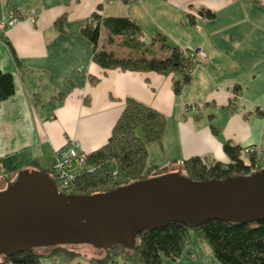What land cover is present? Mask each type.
<instances>
[{
    "label": "crops",
    "instance_id": "0c3cea01",
    "mask_svg": "<svg viewBox=\"0 0 264 264\" xmlns=\"http://www.w3.org/2000/svg\"><path fill=\"white\" fill-rule=\"evenodd\" d=\"M206 10L211 17L201 15ZM14 12L38 18L0 29V71L14 83V94L0 101V189L21 169H44L53 177L55 152L69 141L85 154L97 151L129 97L165 116L161 144L147 146L148 165L163 172L181 170L190 157L227 164L225 143L264 151L263 0H0V23ZM94 14L100 47L113 37L103 19L128 17L140 26V39L160 32L170 46L201 50L207 60L179 94L173 86L183 80L179 73L104 69L82 31ZM62 16L58 31L54 23ZM74 252L73 258L42 256L39 264L102 259ZM162 264L222 263L192 239L177 260Z\"/></svg>",
    "mask_w": 264,
    "mask_h": 264
},
{
    "label": "trees",
    "instance_id": "16d2710c",
    "mask_svg": "<svg viewBox=\"0 0 264 264\" xmlns=\"http://www.w3.org/2000/svg\"><path fill=\"white\" fill-rule=\"evenodd\" d=\"M200 13L202 16H212L208 10ZM94 17L97 21L91 26L87 25L82 31L93 46V61L104 69L152 70L160 75H171L182 74L186 67L191 65L187 54L181 48L170 46L162 33H155L148 43L140 39V26L128 17H108L104 18L102 23L110 36H122L125 46L139 55L118 58L108 50H96L100 23L96 14ZM64 19L65 16H62L54 23L58 31L63 30ZM156 47L167 55H159ZM182 75V82L175 81L173 84L176 94L181 92L183 84L188 83L191 77L185 73ZM13 92L11 74L0 71V101L7 99ZM165 125L163 113L141 101L126 98L108 141L97 151L86 154L85 169L79 171L75 177L74 194L107 192L132 181L152 177L154 168L147 162V146L153 143L161 144ZM244 149L232 143H225L223 151L229 163L217 162L208 165L200 157H190L181 163L183 167L179 171L198 181L254 173L257 167L264 163H259L255 155L246 156ZM91 169L93 173L90 172ZM113 170L116 171L114 175L111 174ZM192 239L205 243L222 264H264V221L232 224L223 220L207 221L200 226L169 222L156 230L140 233L134 250L115 247L113 250L102 251V259L97 262L114 264L119 262L117 258H121L124 264H162L164 259L175 261L190 245ZM76 248L58 246L34 252L25 251L10 257H0V264H39L41 257L47 255L69 258L76 256ZM106 253L111 254L107 257Z\"/></svg>",
    "mask_w": 264,
    "mask_h": 264
},
{
    "label": "water",
    "instance_id": "95a60500",
    "mask_svg": "<svg viewBox=\"0 0 264 264\" xmlns=\"http://www.w3.org/2000/svg\"><path fill=\"white\" fill-rule=\"evenodd\" d=\"M264 221V169L195 180L180 171L95 194H63L46 170L21 169L0 189V257L58 246L134 250L169 222Z\"/></svg>",
    "mask_w": 264,
    "mask_h": 264
},
{
    "label": "built area",
    "instance_id": "2783aa9c",
    "mask_svg": "<svg viewBox=\"0 0 264 264\" xmlns=\"http://www.w3.org/2000/svg\"><path fill=\"white\" fill-rule=\"evenodd\" d=\"M37 18L38 15L34 12L25 14L10 13L7 17L3 18V21L0 23V29L4 30L10 27H14L22 20H27L28 22L33 24L35 23ZM182 51L187 54L188 58L191 61V65L186 67L184 73L192 76V70L194 72V69L197 65L203 64V62H205V59L207 58L206 52H203L201 50H192L184 47H182ZM184 108L186 110L195 109V107L190 105H186L184 106ZM78 145L79 144L77 141H69L64 145V148L58 149L54 155V177L52 178L53 180H55L57 191L65 195L74 194L73 188L76 182L75 177L79 171L85 169L87 157L85 153L79 151ZM244 153L246 156L255 155L257 160H259V163H264V151L259 146L252 145V147H245ZM260 166L264 167V164H261ZM90 172L93 173V169H91ZM111 174H116V171H111Z\"/></svg>",
    "mask_w": 264,
    "mask_h": 264
},
{
    "label": "rangeland",
    "instance_id": "374dc122",
    "mask_svg": "<svg viewBox=\"0 0 264 264\" xmlns=\"http://www.w3.org/2000/svg\"><path fill=\"white\" fill-rule=\"evenodd\" d=\"M21 19H23V18H21ZM99 19V18H98ZM97 21V19H95V17H94V15H92V17H90L88 20H87V24H88V26H91L92 25V22L93 21ZM22 21H24V20H22ZM100 23V22H99ZM100 25H101V23H100ZM99 33H100V31H99ZM101 35V34H100ZM149 36V35H148ZM151 40V36H149V37H147V36H145V38H144V42H146V43H148L149 41ZM98 42H99V39H98ZM98 42H97V44H96V46H97V48H96V50H100V49H105V50H107V47H110V50H112V51H110V52H113L112 54L115 56V57H118V58H127V56H129V54L131 55V50L130 49H128L127 48V46H125L126 44L124 43V38L122 37V36H120V35H115V36H113V37H107V39H106V41H104V44H103V47H100L99 45H98ZM105 45H107V46H105ZM189 53V52H188ZM206 56H207V54H206ZM207 60V58L205 59V61ZM203 64H205V62H203ZM203 64H200V65H197L196 67H198V66H201V65H203ZM195 70V69H194ZM184 73V72H183ZM182 73V74H183ZM181 74V75H182ZM192 74H193V70H192ZM191 74V75H192ZM186 106V105H185ZM196 107H195V109H192L193 111L195 110L196 111ZM186 110V109H185ZM188 110V109H187ZM186 110V111H187ZM258 152V151H257ZM152 167V166H151ZM260 168V169H259ZM163 168H159V169H156V168H154V172H153V175L155 174V175H160V174H165L166 172H174V171H165V172H163V170H162ZM262 169H264V167L263 166H260V167H258V169L257 170H262ZM176 171H179V170H176ZM53 177H54V172H53ZM9 182V181H8ZM2 186H4L5 187V184H4V182H2ZM2 189H3V187H2ZM75 193V192H74ZM74 250H77L79 253H81V254H86V255H88V256H98V255H102V253L103 252H99V251H97L96 249H94V248H92V247H89V246H87V245H80V247H77L76 249H74ZM40 252H42V251H40ZM117 254H119V251H117L116 252ZM111 253H109V255H110ZM106 255H107V253H106ZM109 255H107V257L109 256ZM58 257H63L62 255H59ZM69 258H73V256L72 257H69ZM117 260L119 261V262H115L114 264H124V262L122 261V259L121 258H117ZM109 264H112V262H110Z\"/></svg>",
    "mask_w": 264,
    "mask_h": 264
}]
</instances>
